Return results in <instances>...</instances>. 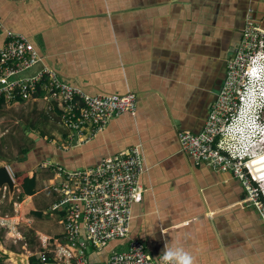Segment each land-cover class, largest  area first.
<instances>
[{"label": "crops", "instance_id": "obj_1", "mask_svg": "<svg viewBox=\"0 0 264 264\" xmlns=\"http://www.w3.org/2000/svg\"><path fill=\"white\" fill-rule=\"evenodd\" d=\"M249 8L264 27V0H0L3 27L27 36L42 56L26 75L50 66L89 94L133 91L138 105L135 115L112 118L87 142L69 148L54 144L57 154L36 148L21 163L36 178L31 195L16 180L23 196L20 204L13 201L24 204L21 210L34 228L36 249L28 250L29 264L31 259L40 264L41 254L55 264L57 247L67 245L63 212L54 208L58 196L47 216L35 200L54 175L47 160L85 168L137 144L144 156L145 190L133 207L131 238L143 241L154 258L168 252L179 264L185 255L192 264H264V219L242 181L231 171L195 162L179 141L182 131L203 130ZM39 101L45 108L53 105L59 117L56 100ZM60 135L65 139L64 128ZM38 167L47 169L40 173ZM2 213L8 221L17 219ZM45 218L49 224L41 221ZM13 235L15 243L25 239L19 229ZM128 242L113 240L85 253V264H107L112 251Z\"/></svg>", "mask_w": 264, "mask_h": 264}, {"label": "built area", "instance_id": "obj_2", "mask_svg": "<svg viewBox=\"0 0 264 264\" xmlns=\"http://www.w3.org/2000/svg\"><path fill=\"white\" fill-rule=\"evenodd\" d=\"M1 36L0 100L7 106L21 101L56 100L59 121L66 131L62 148L89 141L122 113L136 114L137 97L133 91L89 94L62 80L50 66L26 75L42 60L36 46L27 36L4 28L2 22ZM53 108L48 104L50 112ZM179 141L195 162L231 171L239 178L264 219V184L248 165L264 153V27L253 9L247 12L242 38L227 61L223 86L203 130L182 131ZM48 165L55 171L50 188L59 197L54 208L63 212L67 239L66 246L57 247L55 264H72L73 260L85 264L84 238L98 249L113 240L129 239L126 248L112 251L107 264H179L168 252L154 258L143 241L130 237L133 207L142 201L145 190L140 183L145 169L140 145L108 155L95 166L67 169L52 162ZM8 195L7 186L0 188V203ZM0 226L10 227L1 208ZM53 263L46 254L40 255V264Z\"/></svg>", "mask_w": 264, "mask_h": 264}, {"label": "rangeland", "instance_id": "obj_3", "mask_svg": "<svg viewBox=\"0 0 264 264\" xmlns=\"http://www.w3.org/2000/svg\"><path fill=\"white\" fill-rule=\"evenodd\" d=\"M250 9L251 8H249L247 12ZM260 24L262 25L261 22ZM42 106L43 104H40V101H36L35 103H32V101H21L9 106L3 104L2 107H0V144L3 148L1 149L0 153V165L6 164L12 168L16 167L17 164L21 165L20 162L22 161L23 156L22 149L29 148L30 151L28 153L33 152L36 148H38V141L40 140H45L46 142L51 144H61V141H63V139L59 138L61 136L60 134L63 132V127L58 120L59 117L55 113L50 112L48 110V107L45 108ZM41 150L43 151L42 148ZM46 163H48V160ZM44 169L46 170L47 168L38 167L40 173L43 172ZM54 172L55 171L53 170L50 175L52 176ZM262 172H264V167L262 169ZM262 172V177L259 179V181L263 185L264 174ZM47 184L48 183L46 181V185L42 186L46 189L40 190L35 198V200L39 202L38 206L43 211H45L46 214H44V216L48 215L47 212L49 211L50 202L54 200L55 196H58L52 188H47ZM19 192L20 191L18 190L15 191L12 201L10 200L11 197L8 195L3 203H0L1 209L5 213H8L11 218H14V216L17 217V219H10L8 221L10 227H0V246H3L5 248H12L19 252L28 253V250L31 251L33 249H36V247L33 246L36 239L34 228L32 227V225H30L31 222L24 217V213L21 210L23 209L24 204L21 203L22 206H15L14 204V200H16L17 202L19 201V204L20 202H22L18 197L20 194ZM57 199H59V197H57ZM16 207H19L18 212H16L14 209ZM26 216H31V213L27 214ZM41 221L44 224H49L47 218ZM18 229L25 236V239L19 240L17 243H15L14 239L16 237H13V233H17ZM11 232L12 234H9ZM30 241H32V245L25 244L26 242L30 243ZM108 244H110V242ZM90 247V252H94L97 248L91 242ZM114 249H116V247H114L112 250ZM86 250L87 249L85 248L84 252L88 254L89 252H87ZM112 250H110V252ZM3 264L12 263L9 258H5V262Z\"/></svg>", "mask_w": 264, "mask_h": 264}, {"label": "trees", "instance_id": "obj_4", "mask_svg": "<svg viewBox=\"0 0 264 264\" xmlns=\"http://www.w3.org/2000/svg\"><path fill=\"white\" fill-rule=\"evenodd\" d=\"M40 94H41V92H40ZM2 105H3V102L0 100V107H2ZM38 144H39V146L37 149L41 150V148H42L43 149L42 152H44V153L49 152L50 154H57L60 152V150L58 149L57 146H55L54 144L48 143L45 140L38 141ZM29 151H30L29 148H23L22 149L23 156H22V161L20 163H23L25 161L30 160V159H28L29 158V156H28ZM0 153H1V144H0ZM27 171H28L27 168L22 169V166L20 164H17V166L14 167L16 180L18 181V183L23 188L24 194L31 195L35 192L36 178H35V176L30 177L28 175ZM22 196L23 195L19 196L20 200H22ZM7 257L8 256L3 254L0 250V264H2L4 259ZM33 263H34V260L31 259V264H33Z\"/></svg>", "mask_w": 264, "mask_h": 264}, {"label": "water", "instance_id": "obj_5", "mask_svg": "<svg viewBox=\"0 0 264 264\" xmlns=\"http://www.w3.org/2000/svg\"><path fill=\"white\" fill-rule=\"evenodd\" d=\"M17 185L18 183L12 168L6 164L0 165V188L7 186L11 199L14 196ZM85 245L87 251L90 252V244L88 240H85ZM0 250L10 258L13 264H29V257L26 252L15 251L3 246H0Z\"/></svg>", "mask_w": 264, "mask_h": 264}, {"label": "bare ground", "instance_id": "obj_6", "mask_svg": "<svg viewBox=\"0 0 264 264\" xmlns=\"http://www.w3.org/2000/svg\"><path fill=\"white\" fill-rule=\"evenodd\" d=\"M264 153L259 154L256 156L252 161L248 162L249 168L256 176V178L260 179L262 177V169L264 167ZM264 174V172H262Z\"/></svg>", "mask_w": 264, "mask_h": 264}, {"label": "clouds", "instance_id": "obj_7", "mask_svg": "<svg viewBox=\"0 0 264 264\" xmlns=\"http://www.w3.org/2000/svg\"><path fill=\"white\" fill-rule=\"evenodd\" d=\"M170 258L169 257H166V259ZM182 264H192V260H191V257L185 255L184 257H182Z\"/></svg>", "mask_w": 264, "mask_h": 264}, {"label": "flooded vegetation", "instance_id": "obj_8", "mask_svg": "<svg viewBox=\"0 0 264 264\" xmlns=\"http://www.w3.org/2000/svg\"><path fill=\"white\" fill-rule=\"evenodd\" d=\"M226 70H227V65H226ZM225 76H226V75H225ZM224 79H225V78H224ZM223 83H224V80H223ZM222 86H223V84H222ZM219 93H220V91H219ZM219 93L216 95V98H217V96L219 95ZM216 98H215V100H216ZM215 100H214V101H215ZM214 101H213V102H214ZM213 102H212V103H213ZM211 105H212V104H211ZM210 109H211V106H210ZM209 112H210V111H209ZM208 115H209V114H208Z\"/></svg>", "mask_w": 264, "mask_h": 264}]
</instances>
